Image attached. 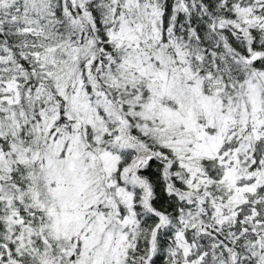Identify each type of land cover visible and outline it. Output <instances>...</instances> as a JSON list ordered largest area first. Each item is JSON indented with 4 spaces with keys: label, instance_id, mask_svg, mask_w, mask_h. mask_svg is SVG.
Returning a JSON list of instances; mask_svg holds the SVG:
<instances>
[{
    "label": "snow or ice",
    "instance_id": "1",
    "mask_svg": "<svg viewBox=\"0 0 264 264\" xmlns=\"http://www.w3.org/2000/svg\"><path fill=\"white\" fill-rule=\"evenodd\" d=\"M0 264H264V0H0Z\"/></svg>",
    "mask_w": 264,
    "mask_h": 264
}]
</instances>
